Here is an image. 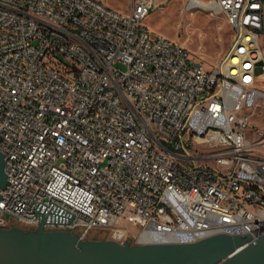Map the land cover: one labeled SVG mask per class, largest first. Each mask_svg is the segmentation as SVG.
Masks as SVG:
<instances>
[{
	"label": "built area",
	"instance_id": "obj_1",
	"mask_svg": "<svg viewBox=\"0 0 264 264\" xmlns=\"http://www.w3.org/2000/svg\"><path fill=\"white\" fill-rule=\"evenodd\" d=\"M232 30L209 65L143 23L160 4L0 0V226L46 221L86 239L119 220L136 243L264 233V0H185Z\"/></svg>",
	"mask_w": 264,
	"mask_h": 264
},
{
	"label": "water",
	"instance_id": "obj_2",
	"mask_svg": "<svg viewBox=\"0 0 264 264\" xmlns=\"http://www.w3.org/2000/svg\"><path fill=\"white\" fill-rule=\"evenodd\" d=\"M263 65L259 59L258 76ZM4 154L0 151V190L7 182ZM36 208V228L0 226V264H264V233L256 238L250 232L218 233L191 242L83 239L68 229L45 227L46 221L69 223L75 213L54 201H40Z\"/></svg>",
	"mask_w": 264,
	"mask_h": 264
},
{
	"label": "rangeland",
	"instance_id": "obj_3",
	"mask_svg": "<svg viewBox=\"0 0 264 264\" xmlns=\"http://www.w3.org/2000/svg\"><path fill=\"white\" fill-rule=\"evenodd\" d=\"M159 6L147 15L143 23L156 33H163L172 39L186 45L190 52L203 59L209 65H215L222 61L232 44V30L226 22L224 14L218 10H206L200 7H188L185 0H157ZM107 3L123 12H128L132 0H107ZM264 54V37L260 39ZM193 50V51H192ZM259 84L264 88V65L263 73L258 77ZM253 121L264 126V115H256ZM7 227L19 225L14 219L6 216ZM23 227V226H22ZM28 228V227H24ZM119 230L123 234H119ZM138 229L123 220L111 228L94 229L88 238L117 239L121 242L130 238L136 243Z\"/></svg>",
	"mask_w": 264,
	"mask_h": 264
},
{
	"label": "bare ground",
	"instance_id": "obj_4",
	"mask_svg": "<svg viewBox=\"0 0 264 264\" xmlns=\"http://www.w3.org/2000/svg\"><path fill=\"white\" fill-rule=\"evenodd\" d=\"M186 46V45H185ZM187 47V46H186ZM193 51V50H192ZM123 234L122 232L120 233V235Z\"/></svg>",
	"mask_w": 264,
	"mask_h": 264
}]
</instances>
